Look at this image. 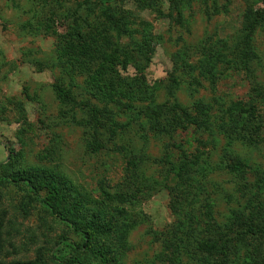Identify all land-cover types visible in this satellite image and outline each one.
I'll use <instances>...</instances> for the list:
<instances>
[{"label": "rangeland", "instance_id": "obj_1", "mask_svg": "<svg viewBox=\"0 0 264 264\" xmlns=\"http://www.w3.org/2000/svg\"><path fill=\"white\" fill-rule=\"evenodd\" d=\"M76 1L100 12L97 0H0V176L48 169L87 206L99 204V187L120 195L125 246L112 243L109 264H209L197 241L203 252L215 241L216 257L227 245L222 264H264V236L238 241L229 227L264 203L263 0H115L130 33L113 48L123 44V55L125 44L147 37L119 70L143 84L139 98L96 92L62 60L61 23ZM247 35L248 70L231 69L229 53ZM54 85L67 89L65 101ZM84 103L111 124L118 150L106 147L102 128L90 142ZM248 118L246 138L223 129ZM22 194L0 184V264H60L69 227L33 200L24 206Z\"/></svg>", "mask_w": 264, "mask_h": 264}, {"label": "trees", "instance_id": "obj_2", "mask_svg": "<svg viewBox=\"0 0 264 264\" xmlns=\"http://www.w3.org/2000/svg\"><path fill=\"white\" fill-rule=\"evenodd\" d=\"M101 4L100 12L91 15L88 11L82 12V5L76 1L75 7L66 14L65 23H61L65 30L60 35L61 47L63 51V61L86 75V84L96 92H112L124 98H139L143 88L136 82L135 78L129 79L120 74L119 70L124 69L132 57L139 58L142 52V46L147 45V37L143 35L140 40L129 41L121 51L123 55L113 48V44L124 36L128 37L129 30L121 21L128 14H125L115 0H97ZM104 3V5L102 4ZM264 4V0H263ZM96 6H98L95 3ZM93 8V7H92ZM244 16L249 18L248 11H244ZM248 31L252 24L246 25ZM129 38V37H128ZM242 45L232 47L229 54L232 55L230 67L237 69L243 67L248 70L247 59L253 54L249 52L246 45L248 35L242 38ZM246 41V42H245ZM224 44V43H223ZM215 60L224 56L221 49ZM217 48V47H216ZM252 54V55H251ZM208 61V60H207ZM213 65V61H209ZM136 86V87H134ZM55 95L61 102L65 101L67 89L62 86L54 85ZM81 107V106H80ZM84 117L82 124L87 126L86 133L91 139V143L97 141L98 130L102 128L104 135V144L110 150H118V146L112 141L114 129L107 121L97 120L96 109L94 105L82 104L81 108ZM246 111V110H244ZM241 117V115H240ZM237 121V119H236ZM240 125L232 124L223 127L224 131L235 133L240 138H246L241 130L250 119H240ZM256 131L248 134L247 139L255 141ZM101 139V145L103 144ZM108 149V150H109ZM183 164H180L174 174L181 178L183 175ZM0 184H12L19 187L22 191V201L24 206L31 200L37 202L43 211H46L59 221L65 223L70 229L71 239L60 237L61 246L56 249V260L60 264H109L107 258L108 252L112 248V243L116 244L118 249L125 246V236L127 226L122 221V199L116 192L112 193L109 189L99 187L100 199L98 205H88L83 195L73 187L60 174L45 168H32L28 171L5 173L0 176ZM24 194L26 199H24ZM255 210L245 213H239L238 217L232 219L229 224L233 226L234 237L240 240L241 237L252 240L264 236V203L254 205ZM120 216V218H119ZM205 241H197L195 249L205 254L209 258V264H222L226 248L223 247L222 253L216 257V250H221L217 243H211L209 251H201L202 244ZM200 249V250H199ZM114 252V251H112ZM54 258V257H53ZM220 258V259H219ZM19 264H36L33 261H25Z\"/></svg>", "mask_w": 264, "mask_h": 264}]
</instances>
